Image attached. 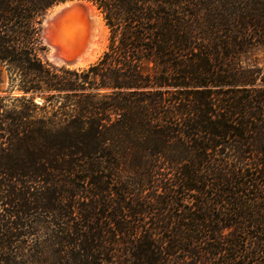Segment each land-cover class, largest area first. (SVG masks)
I'll return each instance as SVG.
<instances>
[{
  "label": "trees",
  "instance_id": "16d2710c",
  "mask_svg": "<svg viewBox=\"0 0 264 264\" xmlns=\"http://www.w3.org/2000/svg\"><path fill=\"white\" fill-rule=\"evenodd\" d=\"M63 1L0 0V264H264V0H91L81 68L38 54Z\"/></svg>",
  "mask_w": 264,
  "mask_h": 264
},
{
  "label": "water",
  "instance_id": "95a60500",
  "mask_svg": "<svg viewBox=\"0 0 264 264\" xmlns=\"http://www.w3.org/2000/svg\"><path fill=\"white\" fill-rule=\"evenodd\" d=\"M66 1L59 2L64 4L47 21L43 34L59 57L70 62L83 50L89 25L85 6L81 2L66 4ZM41 99L33 97L37 104L43 101Z\"/></svg>",
  "mask_w": 264,
  "mask_h": 264
},
{
  "label": "rangeland",
  "instance_id": "374dc122",
  "mask_svg": "<svg viewBox=\"0 0 264 264\" xmlns=\"http://www.w3.org/2000/svg\"><path fill=\"white\" fill-rule=\"evenodd\" d=\"M81 1L82 2L88 1L96 7V5L91 0H81ZM54 5L55 4L48 7L40 16V23H39V28H38V40H39L41 49L38 50V54L43 61H46L52 65L66 66L62 62L61 58L56 53V51L53 49V47L47 43V41L45 40L44 34H43V29L45 27V24L50 19V17L53 14V11L55 9ZM96 10L98 11L97 15L99 17V21H98L99 24L96 28V34L93 37L94 43H95V49L93 51V54L87 60V62L84 65H80V66H76V67H72V68H81V67L88 66L89 64L95 62L99 58V56L103 53V51L107 49V46L109 44L110 31H109L108 26L105 24V21L103 19V15H102L101 11L97 7H96ZM253 58L256 60V62L259 65L264 66V49L257 48L256 50H254ZM66 67H69V66H66ZM7 85H8L7 76H6V73L3 69V71L0 74V92L1 93H3V94L7 93L6 92ZM17 93H18L17 90H13L11 95H15ZM33 97L34 98H42L41 100L44 101L43 96H41L39 94H33L32 99H33Z\"/></svg>",
  "mask_w": 264,
  "mask_h": 264
},
{
  "label": "bare ground",
  "instance_id": "6f19581e",
  "mask_svg": "<svg viewBox=\"0 0 264 264\" xmlns=\"http://www.w3.org/2000/svg\"><path fill=\"white\" fill-rule=\"evenodd\" d=\"M71 2H81L85 8H86V12H87V18H88V25H89V29H88V34H87V38L85 40V46L83 48V50L81 51V53H79L73 60H71L70 62H65L62 59V62L69 67H76V66H80V65H84L87 60L92 56L93 51L95 49V43H94V35L96 34V28L99 24V17L97 15V10L96 7L88 2V1H81V0H68L65 3L69 4ZM85 3V4H84ZM64 3H59V4H55L54 7V11L53 13L58 10ZM101 21V20H100Z\"/></svg>",
  "mask_w": 264,
  "mask_h": 264
}]
</instances>
